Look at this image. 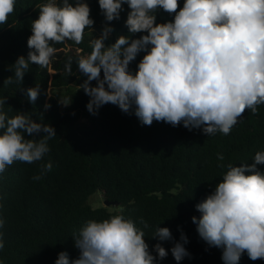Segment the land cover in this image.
Segmentation results:
<instances>
[{"label": "clouds", "instance_id": "9594fccd", "mask_svg": "<svg viewBox=\"0 0 264 264\" xmlns=\"http://www.w3.org/2000/svg\"><path fill=\"white\" fill-rule=\"evenodd\" d=\"M98 3L106 22L119 20L127 4L129 33L147 34L138 39L121 35L106 46L114 30L106 23L100 36L91 41V53L78 59V69L87 76L80 88L90 97L86 106L90 113L95 115L111 103L124 113L134 108L142 125L151 126L154 120L173 127L183 124L189 131L202 128L209 136L230 134L246 110L256 114L264 104V0H184L182 8L178 0ZM38 7L27 58L20 56L13 65L19 83L30 64L46 67L50 63L56 52L54 43L71 40L80 44L85 29L93 30L85 0L75 4L63 0L62 6L48 0ZM158 9L175 13L174 20L156 23ZM14 10L15 0H0V25L8 23ZM141 52L145 54L133 74L129 64ZM66 72L71 75V60ZM12 82L10 76L4 84ZM39 94V87L26 90L29 102L34 103ZM6 99H0V108ZM0 130V173L15 161H40L50 150L48 140L56 136L51 125L38 123L25 112L8 118L0 110ZM41 133L39 139L26 138ZM217 159L223 161L224 156L218 153ZM258 165H264V151L257 152L252 163L228 164L215 190L195 206L201 213L199 218L192 217L197 232L209 246L223 249L224 264H239L245 252L253 261L264 259V171ZM42 167L50 171L52 165ZM3 223L0 219V227ZM152 238L173 239L169 228L159 226ZM73 239L79 257L70 261L67 252H60L55 264H156L168 255L161 243L154 245L157 255H152L144 231L123 215L90 220ZM186 243L181 233L180 242L171 248L177 264L190 256Z\"/></svg>", "mask_w": 264, "mask_h": 264}, {"label": "trees", "instance_id": "16d2710c", "mask_svg": "<svg viewBox=\"0 0 264 264\" xmlns=\"http://www.w3.org/2000/svg\"><path fill=\"white\" fill-rule=\"evenodd\" d=\"M47 2L15 0L8 23L0 25V99L7 98L0 110L8 118L18 112L29 113L34 121L51 125L56 133L48 140L50 150L40 161H15L0 173V219L4 222L0 227L4 244L0 264H55L60 252H67L70 261L74 260L80 250L73 238L80 229L90 220L103 221L114 215L131 219L144 231L152 255H157L156 243L168 251L156 264H177L171 248L180 242L181 233L187 237L184 247L190 256L179 264H224L223 249L209 246L199 236L192 217H200L196 204L215 190L228 164L239 167L252 163L255 154L264 151V104L258 106L256 114L246 110L230 134L209 136L202 128L189 131L183 124L173 127L154 120L151 126L142 125L134 108L124 113L111 103L95 115L90 113L86 107L90 97L80 88L87 76L77 65L81 56L92 51L87 33L95 31L99 37L104 25L110 24L114 30L106 46L121 35L138 39L147 34L129 33L127 4L122 6L119 20L106 22L98 0H85L94 24L93 30L85 29L83 41L54 43L56 52L50 63L46 67L30 64L19 83L13 65L18 57L27 58L31 23L39 16L38 6ZM56 3L62 6L63 0ZM178 3L182 8L184 0ZM155 15L159 24L173 21L175 13L158 9ZM144 54L139 53L129 64L131 73L135 74ZM69 60L71 75L66 72ZM10 76L13 82L4 84ZM91 84L95 86L96 81ZM31 87L40 89L34 103L26 95ZM57 89H62L58 96L53 94ZM46 104L50 108L45 109ZM218 153L224 156L223 161L217 159ZM49 162L52 168L45 171L42 166ZM258 167L264 171V165ZM36 176L40 179H34ZM95 194H100L103 202L117 205H108L112 210L91 207L88 201ZM158 226L169 228L173 239L152 238ZM239 264H264V259L253 261L245 252Z\"/></svg>", "mask_w": 264, "mask_h": 264}, {"label": "rangeland", "instance_id": "374dc122", "mask_svg": "<svg viewBox=\"0 0 264 264\" xmlns=\"http://www.w3.org/2000/svg\"><path fill=\"white\" fill-rule=\"evenodd\" d=\"M87 35L90 38V42L98 37V34L95 31H90V32L87 33ZM61 92H62V89H57V90L53 91V94L58 96L59 94H61ZM88 202L91 205V207H100V206L104 207L105 206L104 203H103V198H102V196L100 194H95V195L91 196L89 198ZM105 207H107L108 210H112L113 209L111 206H105Z\"/></svg>", "mask_w": 264, "mask_h": 264}, {"label": "water", "instance_id": "95a60500", "mask_svg": "<svg viewBox=\"0 0 264 264\" xmlns=\"http://www.w3.org/2000/svg\"><path fill=\"white\" fill-rule=\"evenodd\" d=\"M105 206H108V205H117V202H108V201H104L103 202Z\"/></svg>", "mask_w": 264, "mask_h": 264}]
</instances>
